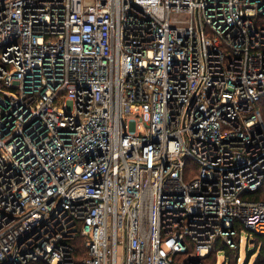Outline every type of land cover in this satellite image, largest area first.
<instances>
[{
    "label": "built area",
    "instance_id": "obj_1",
    "mask_svg": "<svg viewBox=\"0 0 264 264\" xmlns=\"http://www.w3.org/2000/svg\"><path fill=\"white\" fill-rule=\"evenodd\" d=\"M263 187L264 0H0V264H204Z\"/></svg>",
    "mask_w": 264,
    "mask_h": 264
},
{
    "label": "trees",
    "instance_id": "obj_2",
    "mask_svg": "<svg viewBox=\"0 0 264 264\" xmlns=\"http://www.w3.org/2000/svg\"><path fill=\"white\" fill-rule=\"evenodd\" d=\"M253 197L258 200H264V187L260 188L256 194H253ZM254 239V246L255 250L248 252L247 260L248 263L252 257L253 254L256 255V259L253 264H264V235L255 233L253 235ZM74 262L75 264H83V260L87 256V249L84 244V238L82 236H79L77 239L74 240ZM225 251V262L224 264H229L230 255L234 256L237 264L238 260L240 259V251L239 250H233L228 245L219 242L216 246V248L207 256L204 258L203 262L204 264H217L218 260V253L220 250ZM84 254V256H82ZM34 264H46L43 261L35 262Z\"/></svg>",
    "mask_w": 264,
    "mask_h": 264
},
{
    "label": "rangeland",
    "instance_id": "obj_3",
    "mask_svg": "<svg viewBox=\"0 0 264 264\" xmlns=\"http://www.w3.org/2000/svg\"><path fill=\"white\" fill-rule=\"evenodd\" d=\"M249 237L253 238V235H251V233L247 229H243L241 232L242 242L240 243V259L238 260V264H253L256 259L257 254L255 253L252 255L248 263L247 260L248 252L255 250V246L253 243H250ZM82 256H84V254ZM224 262H225V251L221 249L218 253L217 264H224ZM229 264H237V261L234 256L230 255Z\"/></svg>",
    "mask_w": 264,
    "mask_h": 264
},
{
    "label": "water",
    "instance_id": "obj_4",
    "mask_svg": "<svg viewBox=\"0 0 264 264\" xmlns=\"http://www.w3.org/2000/svg\"><path fill=\"white\" fill-rule=\"evenodd\" d=\"M250 243H253L254 244V239L253 238H250Z\"/></svg>",
    "mask_w": 264,
    "mask_h": 264
}]
</instances>
